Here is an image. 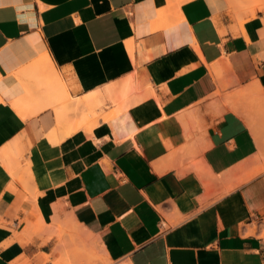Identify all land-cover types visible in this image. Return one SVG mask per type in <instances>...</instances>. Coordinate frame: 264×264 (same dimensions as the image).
Segmentation results:
<instances>
[{
  "label": "crops",
  "instance_id": "crops-1",
  "mask_svg": "<svg viewBox=\"0 0 264 264\" xmlns=\"http://www.w3.org/2000/svg\"><path fill=\"white\" fill-rule=\"evenodd\" d=\"M263 222L264 0H0V264H264Z\"/></svg>",
  "mask_w": 264,
  "mask_h": 264
},
{
  "label": "rangeland",
  "instance_id": "rangeland-1",
  "mask_svg": "<svg viewBox=\"0 0 264 264\" xmlns=\"http://www.w3.org/2000/svg\"><path fill=\"white\" fill-rule=\"evenodd\" d=\"M233 1H234V0H233ZM238 1H240V0H238ZM242 1H247V2H251V1H253V2H254V1H259V0H242ZM263 223H264V222H263ZM97 257H98V258H102V256H94V257H93V263H94V264H96L95 259H96Z\"/></svg>",
  "mask_w": 264,
  "mask_h": 264
},
{
  "label": "bare ground",
  "instance_id": "bare-ground-1",
  "mask_svg": "<svg viewBox=\"0 0 264 264\" xmlns=\"http://www.w3.org/2000/svg\"><path fill=\"white\" fill-rule=\"evenodd\" d=\"M251 123V122H250ZM253 124V123H252Z\"/></svg>",
  "mask_w": 264,
  "mask_h": 264
}]
</instances>
